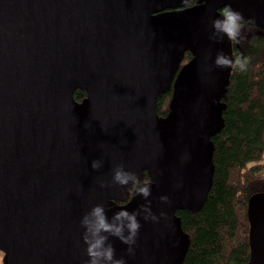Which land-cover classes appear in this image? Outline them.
Listing matches in <instances>:
<instances>
[{"label": "water", "instance_id": "1", "mask_svg": "<svg viewBox=\"0 0 264 264\" xmlns=\"http://www.w3.org/2000/svg\"><path fill=\"white\" fill-rule=\"evenodd\" d=\"M0 0V252L4 264H85L80 218L110 217L126 189L123 164L148 172L152 211L126 264H181L188 245L176 212L199 211L212 186L211 137L222 128L230 69L214 67L228 41L208 39L230 4L264 34V0ZM185 52L192 59L180 68ZM172 89L159 119L156 98ZM77 90L85 91L81 102ZM102 145V146H101ZM93 160L102 167L91 168ZM103 181L110 187L101 188ZM167 195L169 203L159 197ZM248 264H264V194L252 196Z\"/></svg>", "mask_w": 264, "mask_h": 264}, {"label": "trees", "instance_id": "2", "mask_svg": "<svg viewBox=\"0 0 264 264\" xmlns=\"http://www.w3.org/2000/svg\"><path fill=\"white\" fill-rule=\"evenodd\" d=\"M201 0H187L194 6ZM221 9V8H220ZM219 9V10H220ZM230 56L250 57L246 73L230 69L221 102L222 128L211 137L214 174L203 207L197 212L180 210L181 228L189 245L181 264H248L249 199L264 194V34L246 26L245 39L239 45L228 41ZM192 59L185 52L180 68ZM172 89L156 98L159 119L169 113ZM74 100L81 102L86 92L77 90ZM141 180L149 178L144 171ZM131 188L116 204L131 199Z\"/></svg>", "mask_w": 264, "mask_h": 264}, {"label": "clouds", "instance_id": "3", "mask_svg": "<svg viewBox=\"0 0 264 264\" xmlns=\"http://www.w3.org/2000/svg\"><path fill=\"white\" fill-rule=\"evenodd\" d=\"M251 24H254L252 18H246L239 10L226 4L212 20L208 39L213 43H219L221 39H224L239 45L245 39L246 26ZM250 63V57L238 55L233 59L222 50L217 52L213 60L216 68L235 69L240 73H246ZM90 166L93 170H98L102 167V161L93 160ZM111 184L123 189L131 188L133 196H139L144 203L132 211L126 207L120 208L110 217L107 215L106 205L96 204L80 218L79 223L83 228L81 239L85 246L84 255L87 257L85 264H126L123 257L116 258V250L110 237L127 246L126 251L129 255H134L141 228L138 218L152 223H160L162 219H165L163 211L159 215L152 211L149 200L153 185L151 180L147 178L141 180L135 172L126 170L123 164H117L112 169ZM99 186L105 188L111 185L101 181ZM159 200L163 205L170 202L167 195H161Z\"/></svg>", "mask_w": 264, "mask_h": 264}, {"label": "rangeland", "instance_id": "4", "mask_svg": "<svg viewBox=\"0 0 264 264\" xmlns=\"http://www.w3.org/2000/svg\"><path fill=\"white\" fill-rule=\"evenodd\" d=\"M0 264H4L3 262V254L0 252Z\"/></svg>", "mask_w": 264, "mask_h": 264}]
</instances>
